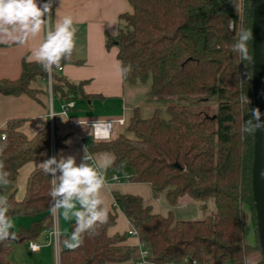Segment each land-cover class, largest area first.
I'll use <instances>...</instances> for the list:
<instances>
[{"label": "trees", "instance_id": "trees-1", "mask_svg": "<svg viewBox=\"0 0 264 264\" xmlns=\"http://www.w3.org/2000/svg\"><path fill=\"white\" fill-rule=\"evenodd\" d=\"M131 12L119 17L115 37L107 46H118L120 66L131 65L124 78L130 83L150 82L149 98L175 95L202 96L196 105L168 107V118L159 110L143 118L138 109L124 133L107 140H94L92 153L113 156L112 167L127 161L132 168L129 180L148 183L153 195L165 193L175 206L188 195L206 210L199 219H177L173 211L156 212L143 197L114 192L116 204L137 230L148 254L137 257L138 248L125 243L126 235L110 234L116 214L97 226L98 235L84 236L83 244L70 250L60 238V264H102L130 259L154 264H264L252 190L254 132L242 127L255 119L252 92V0H128ZM231 24V28L229 25ZM241 32L251 33L246 42L248 59H241L232 45ZM52 90L68 99L83 93L86 81L72 82L53 67ZM48 73L36 61H22L17 79H0V93L36 95L31 82ZM72 96V97H73ZM212 101L216 106L212 105ZM24 120H9L0 127V153L10 183L0 187L9 203L8 215L28 216L14 238L0 242V264H12L13 244L38 239L53 224L49 195L50 175L41 167L27 179L23 199L16 198L20 168L38 160L51 144L47 126L34 137L20 127ZM4 134V138L2 137ZM179 164V167L176 166ZM251 212L255 241L244 237V207ZM76 227L75 220L71 231ZM27 264V263H23Z\"/></svg>", "mask_w": 264, "mask_h": 264}, {"label": "crops", "instance_id": "crops-1", "mask_svg": "<svg viewBox=\"0 0 264 264\" xmlns=\"http://www.w3.org/2000/svg\"><path fill=\"white\" fill-rule=\"evenodd\" d=\"M37 2L42 5L48 0H37ZM131 11L132 6L128 0H52L50 23L46 24L37 36H29L24 45H18L11 41L0 43V79H17L22 73L23 59L35 61L32 53L43 43L48 28L51 27L54 30L58 18L70 15L76 29L75 48L69 59L61 60V69H57L56 72L72 82L86 81L83 85V93L76 96L71 95L68 99L55 94L48 78L41 76H38L30 84L36 90L35 97L27 93L18 95L0 93L1 128L5 127L9 120L22 119L24 121L20 130L27 137H34L47 126L50 127L52 134L51 144L42 151L41 157L38 160L25 163L20 168L16 192L18 200L25 196L30 173L40 167V164L45 160L55 157L59 161L61 158L72 156L75 158L77 166L84 162V157L89 151V145L96 140L91 135L93 121L111 120L110 138H114L121 133H126L130 137L134 136L125 128L128 126L135 109L139 110L143 118L151 117L156 110L160 111L163 118L169 117L168 107L172 103L167 99L149 98L150 82L130 83L127 81L119 71L121 66L117 56L118 46H107L108 36L115 37L118 33L119 17L123 13ZM44 19L46 21L49 19L47 14ZM68 100H72L74 105L67 113H63V105ZM118 118H124L125 124L114 121ZM92 154L100 164L105 161L109 162V166L105 168L104 172L101 171V174L110 182L105 183L99 193L108 214H116V223L109 228V233L125 234V243L138 248V257L140 255V238L138 235L129 233L133 225L116 204L114 198L115 191L127 192L124 190L121 192L124 189L121 186L123 183L119 180H111L110 169H114L111 166L113 156L105 153ZM127 173L130 177L132 168ZM58 175L60 173H57ZM192 199L190 196L184 195L179 198L178 202L181 205H189ZM79 208L80 205L77 203V209ZM62 212L61 209L53 214L52 225L59 230L60 238L63 235H70L71 224L75 220H65ZM14 217H18L17 224H19L17 228L14 225L12 228L14 230H18L21 225L27 226L30 223L28 216ZM249 220L251 222V217ZM50 228L38 239L32 240L38 244L37 248H31L29 245L31 241H29V249L32 253L40 256L51 255L53 252L58 259V264H60V239L50 233ZM20 243L26 242L15 243V245ZM102 264L154 263L130 259L124 262Z\"/></svg>", "mask_w": 264, "mask_h": 264}, {"label": "clouds", "instance_id": "clouds-1", "mask_svg": "<svg viewBox=\"0 0 264 264\" xmlns=\"http://www.w3.org/2000/svg\"><path fill=\"white\" fill-rule=\"evenodd\" d=\"M52 0L39 5L37 0H0V43L8 41L18 45L27 43L29 36H37L42 28L50 23V13ZM48 15L46 21L44 17ZM231 28V24L229 25ZM75 27L73 18L65 15L58 18L54 30L48 28L43 43L33 51L35 61L41 65L43 70L51 73L53 67H59L61 60L71 57L75 48ZM251 38V33L241 32L239 39L232 45L234 52L241 54V59H248L246 42ZM120 73L126 76L131 72V65H121ZM253 118L259 119V110H252ZM260 125L253 124L249 120L242 131L252 133ZM110 124L98 120L93 124L91 135L97 139H108L110 134ZM6 145H0V153ZM93 159L89 154L84 157V162L77 166L75 158L69 156L61 158H49L40 164L43 172L50 175L51 189L49 192L50 211L55 214L61 209L65 220L75 219L76 227L64 240V246L74 250L83 244L84 236L98 235L96 229L100 224L108 220V211L104 207V201L100 198V190L104 187L106 180L96 167L87 163ZM109 162L105 161L100 165L107 168ZM57 173L60 175L57 176ZM10 173L5 170L3 161H0V187L10 183ZM77 203L80 208L77 209ZM9 203L5 195L0 194V242L14 238L15 233L10 231L13 221L8 215Z\"/></svg>", "mask_w": 264, "mask_h": 264}, {"label": "rangeland", "instance_id": "rangeland-1", "mask_svg": "<svg viewBox=\"0 0 264 264\" xmlns=\"http://www.w3.org/2000/svg\"><path fill=\"white\" fill-rule=\"evenodd\" d=\"M202 96L198 95H175L168 96L167 100L171 103L175 104H188V105H196L202 102L200 99ZM212 105L216 106L215 102L212 101ZM127 130V127L125 128ZM126 134V133H124ZM100 167V163L97 162ZM113 170L110 169L111 176L117 175L118 180L123 183V190L127 193L140 195L143 197L144 201L148 204L153 205V209L156 212L168 213L169 210L173 211L174 217L177 219H199L205 217L210 211L213 210L214 204L212 202L209 203V206L206 210L200 208L199 202L192 199L189 205L177 203L175 206H171L166 198L164 192L160 193L158 197L153 195V190L148 183H134L129 181V176L127 175V171L131 170V167L127 161H122L117 167H112ZM101 171L104 172L105 168H101ZM118 181V182H119ZM3 195V194H2ZM183 202V201H181ZM244 237L245 241L248 243H253L255 241V235L253 231L252 224L249 220L251 217V212L247 206L244 207ZM18 218V217H17ZM17 218L11 217L13 224L17 228L19 224H17ZM20 220V219H19ZM53 225V224H52ZM13 244V250L10 256L12 264H58V259L52 252L51 255L45 254L44 256H40L38 254H34L29 249L28 242L20 243L18 245Z\"/></svg>", "mask_w": 264, "mask_h": 264}, {"label": "water", "instance_id": "water-1", "mask_svg": "<svg viewBox=\"0 0 264 264\" xmlns=\"http://www.w3.org/2000/svg\"><path fill=\"white\" fill-rule=\"evenodd\" d=\"M252 92L259 119H255L252 190L258 239L264 260V0H252ZM179 167V164L176 163Z\"/></svg>", "mask_w": 264, "mask_h": 264}, {"label": "built area", "instance_id": "built-area-1", "mask_svg": "<svg viewBox=\"0 0 264 264\" xmlns=\"http://www.w3.org/2000/svg\"><path fill=\"white\" fill-rule=\"evenodd\" d=\"M58 69H61V66L58 67ZM54 70V69H53ZM52 70V72H53ZM52 72L51 73H48V80H49V83L52 84ZM74 105V102L72 100H68L64 105H63V108H62V112L63 113H67L68 110ZM98 120L96 121H93L92 122V127H93V124L94 122H97ZM102 122H104L105 124H112V121L111 120H100ZM115 122L119 123V124H125V119L124 118H118L116 120H114ZM111 130V128H110ZM4 134H2V137L4 138ZM110 139V134H109V138ZM97 140V139H96ZM102 140H107V139H102ZM91 155L93 157V159L91 160H88V163L94 167L97 168L98 172L101 174V170H100V167H99V164L97 163L95 157L93 156L92 152H90V150L87 152V155ZM102 175V174H101ZM106 180V184H108L110 182V180ZM111 180H114V181H117L118 180V176L117 175H113L111 177ZM50 233L52 235H54L56 238L60 239V232L57 228L53 227L49 229ZM130 234H135V235H138V232L137 230L133 227L130 231H129ZM30 247L31 248H37L38 247V244H36L35 242L31 241L29 243ZM139 253H140V256L143 258L145 257L147 254H148V251L147 249L145 248V246L141 243L140 244V248H139ZM169 264H175V263H169Z\"/></svg>", "mask_w": 264, "mask_h": 264}]
</instances>
